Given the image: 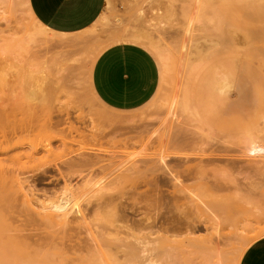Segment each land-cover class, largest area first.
Instances as JSON below:
<instances>
[{"label": "rangeland", "instance_id": "374dc122", "mask_svg": "<svg viewBox=\"0 0 264 264\" xmlns=\"http://www.w3.org/2000/svg\"><path fill=\"white\" fill-rule=\"evenodd\" d=\"M171 7L174 16L165 23L162 15ZM100 18L75 36L43 35L24 0L0 5V99L11 106L12 96L19 94L10 92L9 74L25 88L23 81L34 78L36 111L27 109L23 87L20 98L26 105L17 120L36 123L39 146L30 162L29 146L0 150V166L10 161L5 166L12 168L15 162L46 178L41 184L0 181V196L9 193L4 190L10 183L15 205L31 202L50 226L37 228L49 233L76 219L68 245L77 253L71 250L67 264L92 258L96 264H221L214 259L221 251L229 259L224 264L230 258L239 264L248 245L264 236L252 231L264 227V122L229 136L215 132L203 110L199 91L205 79L215 72L224 75L245 57L213 58L195 74L189 63L200 46L224 37L237 48L249 45L261 55L262 62L253 63L264 100V0H106ZM138 29L150 31L169 51V67L165 74L150 49L163 72L151 102L126 112L111 110L91 92L92 66L104 49L130 43L121 37ZM116 32L121 37L114 39L110 34ZM60 38L70 42L58 44ZM238 71L237 66L230 76L232 94ZM186 97L191 111L182 108ZM50 121L58 124L53 132L44 128ZM11 125L0 122V134ZM73 198H82L84 219L77 207L63 218L64 205ZM112 198L126 207L127 221H109L108 214L121 215L107 206ZM177 217L194 221L195 229L167 230V219ZM220 218L233 223L221 227Z\"/></svg>", "mask_w": 264, "mask_h": 264}, {"label": "crops", "instance_id": "0c3cea01", "mask_svg": "<svg viewBox=\"0 0 264 264\" xmlns=\"http://www.w3.org/2000/svg\"><path fill=\"white\" fill-rule=\"evenodd\" d=\"M105 2L27 0V8L39 24L54 33L75 36L89 30L99 20ZM128 42L104 49L92 66L90 78L91 92L94 91L107 108L119 112L148 105L163 76L153 50L143 43ZM253 62L247 58L240 59L229 72L226 70L224 75L219 76L217 72L210 74L202 83L199 95L205 116L215 132L229 136L243 135L263 123L264 100L259 96L258 73ZM162 65L166 74L163 62ZM237 66L239 71L234 86L235 94H232L230 76ZM231 96L235 98L230 99ZM239 264H264V236L248 245Z\"/></svg>", "mask_w": 264, "mask_h": 264}, {"label": "bare ground", "instance_id": "6f19581e", "mask_svg": "<svg viewBox=\"0 0 264 264\" xmlns=\"http://www.w3.org/2000/svg\"><path fill=\"white\" fill-rule=\"evenodd\" d=\"M6 1L7 0H0V5H4L6 3ZM24 2L27 5V0H24ZM165 11H166V14L164 13L165 15L164 16L162 15V21L165 23H166V21L170 22L171 21L170 18H173L172 16H174L173 15L174 10L171 7ZM30 15H31L32 20L38 26V31H37L38 33L43 34V35H45L46 33L49 35H51V34L58 35V34L54 33L53 31L49 30L48 28H46L45 26L39 24L37 22V20L31 14V12H30ZM101 19L102 18H99V20L96 23H99V21ZM36 35H37V33L33 36L31 34V36H30L31 38L28 36L29 37L28 41L33 42ZM59 35L62 36L61 34H59ZM66 36H68V35H66ZM66 36H63V37H66ZM110 36L114 37V39L121 37L119 35V32L110 34ZM123 37L129 41H135V42L143 43L146 46H148L151 50H153L158 55L160 60L164 63L165 69L168 70L167 66H168V59H169V55H168L169 51H167L168 52L167 53L164 50V48L161 46L160 42L157 41L153 37V35L150 31L138 29L137 31L130 32V33L122 36L121 38H123ZM48 38H51V37L48 36ZM54 39L55 38L52 39L53 42H54ZM60 39H59V41H57V39H56V42L58 44L59 43L64 44L65 42L67 43L69 41L65 38H60ZM52 40H51V42H52ZM218 41H216L217 43L215 42V44H213L212 46L211 45L205 46V47H207L206 48L207 50L205 49V47L203 48V46H200V48L197 49V52L194 54V56H196V57L193 60V62H190V63L188 62L189 68H190V71H189L190 74L191 73L195 74V72L200 71L208 63L209 60H211L213 58H217L219 56H223V55L237 54V55L243 56L247 59H250L253 61L255 60L256 62L258 61V63L262 62L261 55L257 52V50L250 47L249 45L237 48V47H235L237 44L235 45L234 42H231L227 37L220 39L219 42ZM75 42H79V41H75ZM197 47H199V46H197ZM195 50H196V48H195ZM55 55H57V57H59L58 54H55ZM54 58H52V59H54ZM59 60H61V58ZM54 61H55V59L52 61V63H54ZM56 61H57V59H56ZM58 62L62 63L61 61H58ZM58 62L55 64L56 65L60 64ZM55 64H54V66H55ZM262 65H264V63H262ZM59 66L62 67L61 64ZM61 67H60V70H61ZM66 69L70 72L68 67H66L65 70ZM57 70H59V69H57ZM54 71H55V69H54ZM66 72L67 71H65V73ZM1 73H3V72H1ZM1 76H2V74H1ZM4 76L8 77L7 73ZM31 79L32 78L27 79V81H23L26 85V88H25V86H23V87H24V91H26V95H28L26 98V99H28L26 101L27 103L25 102L26 104L29 103V107H27V109L29 108L30 112L32 113L33 111H36V105L37 104H35V103H37L36 102V92H37L36 87L37 86L35 85L36 81L34 80V78L32 79L34 82ZM7 80H8L7 82L10 83V92H14L16 90H19V94L17 96H12L11 101H13V103L11 104V106L13 108H11L9 102H7L8 104H6V101L0 99V122H5L6 124L7 123L10 124V122H11L13 124V125H11L13 128L10 131H8V130L1 131V134H0V150H3L4 148H5L4 151H7V150L9 151V149L10 150H12V149L17 150V149H23L25 146H29L30 147L29 149H31L32 151L29 152V149H28L29 156H28L27 160L31 159V161H32L33 159L36 158V156H37L36 150H37V147H39L37 145V136L38 135L36 132L37 131L36 130V123H34V125H35L34 126L33 124L31 125L32 121L29 123V122H24L21 120L18 121L19 119L17 120L18 114L21 111H23L22 104H25V103H23L24 101H22V99L20 98V96L22 95L23 87L20 86L19 84L15 83L17 81H14L13 76L10 74H9V78ZM26 95H25V97H26ZM187 96H189V94ZM33 102H34V104H33ZM31 103L33 104V106H30ZM190 104H192V103H190V99L188 97H186L184 104L182 105L183 110L184 111L190 110L189 108L192 107V105L190 107ZM25 105H23V106H25ZM11 119H13V120H11ZM25 120L27 121V119H25ZM48 121H49V119H48ZM57 126H58L57 123H54V122L52 123L50 121L47 123V125L44 128L53 132L52 130H55V128H57ZM6 131H8V132H6ZM39 132H40V130H39ZM232 143H234V142H232ZM232 143H231V145H232ZM227 144H230V143L228 142ZM40 148H41V146H40ZM9 162L10 161H8V163H6L5 165L11 166L9 164ZM29 162H30V160H29ZM11 164H12V168L7 167L5 165L3 166V168H2V166H0V181L7 184V185H8V183H7L8 180H9V182H11V184L17 183L18 181L27 182L29 180H31V182H33V183L37 184V182H38L41 184L43 181L46 180L44 174H43V176H41V177L39 176V178H37V172L36 173L31 172L30 166H29V168L25 167L24 169H20L19 167H17V165H15V162H12ZM25 170H27V171H25ZM59 174L62 177L64 176V173L62 171H60ZM30 188H32V187H30ZM29 190H31V189H29ZM33 190H34V188H33ZM33 190L31 191L32 193H33ZM4 192L5 193L9 192V193L5 196H0V264H67L69 262V259H70L69 255L71 253V250L73 249L74 253L75 252L77 253V249H74V246H73V248L72 247L70 248V246L68 245L70 242H72L71 241L72 238L70 237L69 230L71 232V230L76 229V228L74 229V227L71 228L70 225L73 224V222H76L75 221L76 219H74V221H72L71 224L68 221H65L61 225V228L63 230H61L60 232H56V231L53 232L52 230H49V231H51V233H49L48 230L47 231H45V230L48 228L50 229V226L48 225L47 221L43 217L42 213L37 211V209H33L31 207V202H28V200H25L21 204V206L19 205L20 209L18 210V208H19L18 205H15V202L13 201V194L15 191H14V188H12V186L10 189V183H9L8 188L5 187ZM32 195H34V193ZM114 199L115 198H112L111 202H109V204H107V206H110L111 208L113 207V209L116 212L120 211L121 215L116 213L118 216L115 215V217H113L112 214H108V216H109L108 218L110 219L109 221L113 220V224L115 221L114 218H116L117 221L119 219L123 220V221H127L128 211L125 210L126 207L123 208V206H124L123 203H121L119 205L118 204L115 205ZM81 201H82V198H79V199L73 198L68 202L67 205H64L65 209L63 211V218H67L71 214L70 211H72L73 208L77 207L78 211L76 213L79 214L82 219H84V209L81 207ZM15 209H17L18 211ZM232 221L233 220H231V218H228L226 220L223 218H220L218 220V223H219L218 225L221 226V224H225V223L226 224L230 223L229 225H231L233 223ZM165 223L167 225V230H174V229L194 230L195 229V222L190 221V220L188 221V219H186V218L184 219V218H178L177 217V218H174L171 220L167 219V221ZM43 226H45L47 228L43 229V230L39 229V228H42ZM139 226H141V225H139ZM37 227H39V228H37ZM65 228H67L68 230H66ZM37 231L40 233H38ZM252 231L253 232L258 231L257 234L260 236L264 235V227L261 228L260 230H252ZM199 248L201 250H203L205 248V246L203 244H201L199 246ZM73 250H72V252H73ZM214 259L221 264H224L225 262H227L229 260L227 258V253L226 252L224 253L222 251L217 252L216 258H214ZM226 259H228V260H226ZM234 259L230 258L231 263L228 262V264L234 263ZM83 264H96V260H94L93 258L91 260L85 259V262L83 260Z\"/></svg>", "mask_w": 264, "mask_h": 264}]
</instances>
